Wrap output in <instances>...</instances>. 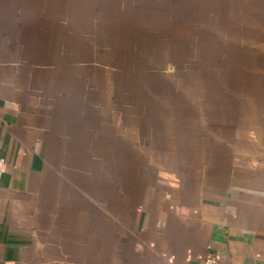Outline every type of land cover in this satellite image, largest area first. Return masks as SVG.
Here are the masks:
<instances>
[{
    "label": "rangeland",
    "instance_id": "obj_1",
    "mask_svg": "<svg viewBox=\"0 0 264 264\" xmlns=\"http://www.w3.org/2000/svg\"><path fill=\"white\" fill-rule=\"evenodd\" d=\"M0 61L41 67L55 147L103 199L127 167L136 204L191 175L264 185V0H0Z\"/></svg>",
    "mask_w": 264,
    "mask_h": 264
},
{
    "label": "crops",
    "instance_id": "obj_2",
    "mask_svg": "<svg viewBox=\"0 0 264 264\" xmlns=\"http://www.w3.org/2000/svg\"><path fill=\"white\" fill-rule=\"evenodd\" d=\"M38 68L0 61V264H188L208 255L264 264L261 181L191 175L136 204L127 167L126 184L103 199L96 178L81 184L87 168L55 147L70 137L55 135L54 104L33 83ZM86 154L74 158L83 164Z\"/></svg>",
    "mask_w": 264,
    "mask_h": 264
},
{
    "label": "built area",
    "instance_id": "obj_3",
    "mask_svg": "<svg viewBox=\"0 0 264 264\" xmlns=\"http://www.w3.org/2000/svg\"><path fill=\"white\" fill-rule=\"evenodd\" d=\"M219 259L215 255H208L203 261L191 262L188 264H220Z\"/></svg>",
    "mask_w": 264,
    "mask_h": 264
}]
</instances>
